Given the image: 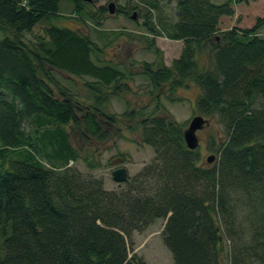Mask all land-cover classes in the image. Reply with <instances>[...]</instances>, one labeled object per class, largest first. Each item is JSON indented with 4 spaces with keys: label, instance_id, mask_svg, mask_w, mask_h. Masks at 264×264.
I'll list each match as a JSON object with an SVG mask.
<instances>
[{
    "label": "trees",
    "instance_id": "obj_1",
    "mask_svg": "<svg viewBox=\"0 0 264 264\" xmlns=\"http://www.w3.org/2000/svg\"><path fill=\"white\" fill-rule=\"evenodd\" d=\"M62 1L75 14L90 3L0 0V264H146L130 256L132 235L167 218L162 237L174 264H220L217 217L237 228L239 202L254 225L261 223L255 228L264 263V75L258 72L264 19L251 29L220 31L221 17L235 13L231 0H175L178 21L167 37L184 42L181 55L171 67L144 62L143 73L154 88L170 83L174 91L189 81L201 87L197 110L217 117L228 137L216 149L220 169L200 167L180 124L171 115L155 116L142 123L143 142L155 158L108 191L101 179L68 166L81 157L68 127L85 140L107 141L106 125L116 119L103 108L109 95L130 90V73L101 61V49L74 29L50 24L34 44L26 40L36 25L59 16ZM117 11L129 14L122 6ZM144 24L161 36L154 24ZM205 51L212 69L196 60ZM56 70L91 78L85 86L92 104L81 107L56 83ZM43 159L64 167H48ZM83 160L95 168L94 159ZM248 255L234 264H249Z\"/></svg>",
    "mask_w": 264,
    "mask_h": 264
},
{
    "label": "rangeland",
    "instance_id": "obj_2",
    "mask_svg": "<svg viewBox=\"0 0 264 264\" xmlns=\"http://www.w3.org/2000/svg\"><path fill=\"white\" fill-rule=\"evenodd\" d=\"M215 4H221L227 0H211ZM235 10L233 16H223L220 19V31L238 28L240 30L251 29L257 19H264V0H231ZM114 2L119 7L129 11L126 16L116 11L108 12L109 3ZM156 6L152 7L150 3ZM82 14L74 13V5L67 1L60 4L59 16L51 21H42L31 32L26 33L25 38L29 43L36 42L38 35L50 24L74 29L83 35L89 36L101 49L100 60L110 62L120 69L127 70L130 75L126 78L130 90L122 91L119 96L109 95L108 102L103 108L104 112L114 115L115 122L106 125L110 132V138L105 141L96 139L85 140L72 126L68 131L73 132L72 143L80 154V159L68 166L79 169L83 174L101 179L104 188L108 191L117 190L132 180L145 166L155 158V150L152 146L143 142V121L155 116L171 115L174 120L185 130L192 118L202 115L209 120V124L197 131L199 146L196 149L200 155L199 166L219 171L221 153L217 148L227 140L224 127L218 118L201 114L196 103L202 94V89L194 82H187L184 86L171 90V84L152 87L144 75V62L158 66L163 63L171 67L172 62L179 58L184 47V42L172 40L167 37L170 27L178 21L176 15L175 0H92L82 5ZM105 7V12L100 9ZM137 7L132 10V8ZM133 14L135 18L132 19ZM145 22L156 26V31L161 36L154 34L144 26ZM259 36L264 39V23L259 28ZM3 35L0 34V39ZM160 49V53L156 52ZM198 64L203 69H212L211 60L205 51L198 55ZM258 72L264 75V64L258 67ZM56 83L60 87L67 88L78 100L81 107H88L93 100L89 96L86 83L92 81L89 77H77L62 70H56L53 74ZM52 85L56 86L52 83ZM214 156L209 163L208 158ZM95 160V168L89 169L84 163V158ZM48 167L61 169L62 163H55L43 159ZM125 167L128 171V180L124 183L116 182L112 172ZM237 198L234 196V200ZM237 228H233L220 214L217 217L222 242L220 264H234V259L248 253L249 264H264L258 254H262L260 239L256 235V225L253 224L254 216L240 202L237 204L235 214ZM261 217L257 215L256 218ZM165 219H157L144 231H135L132 235L133 250L130 256L136 253L144 259L146 264H174L170 250L165 246L162 231L165 227ZM2 238L0 236V252ZM246 252V253H243ZM258 253V254H257Z\"/></svg>",
    "mask_w": 264,
    "mask_h": 264
},
{
    "label": "water",
    "instance_id": "obj_3",
    "mask_svg": "<svg viewBox=\"0 0 264 264\" xmlns=\"http://www.w3.org/2000/svg\"><path fill=\"white\" fill-rule=\"evenodd\" d=\"M87 2H91L92 0H84ZM117 11V6L114 2L109 3L108 12L110 14H114ZM135 18V14H133L132 19ZM209 124V120L206 119L202 115H196L192 118L188 128L184 130V140L187 147L190 150H195L199 146V137L197 136V131L202 130L205 126ZM214 156H210L208 158V162L211 163L214 160ZM113 179L118 183H124L128 180V171L125 167H119L112 172ZM170 215V214H169ZM168 221L166 219L165 225Z\"/></svg>",
    "mask_w": 264,
    "mask_h": 264
}]
</instances>
